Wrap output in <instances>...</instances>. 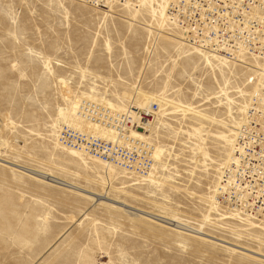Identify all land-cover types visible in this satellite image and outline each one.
<instances>
[{
  "label": "rangeland",
  "instance_id": "1",
  "mask_svg": "<svg viewBox=\"0 0 264 264\" xmlns=\"http://www.w3.org/2000/svg\"><path fill=\"white\" fill-rule=\"evenodd\" d=\"M138 19L158 25L146 12ZM170 33L180 41L154 44L144 26L73 0H0V264H264L193 233L264 253V231L215 221L210 199L260 61L208 64ZM61 79L74 97L154 98L153 138L166 152L153 172L160 183L132 186L114 174L106 188L101 165L84 166L57 145V108L67 105Z\"/></svg>",
  "mask_w": 264,
  "mask_h": 264
},
{
  "label": "built area",
  "instance_id": "2",
  "mask_svg": "<svg viewBox=\"0 0 264 264\" xmlns=\"http://www.w3.org/2000/svg\"><path fill=\"white\" fill-rule=\"evenodd\" d=\"M104 8L109 3L128 0H85ZM169 17L186 31L188 40L203 50L228 52L241 50L264 58V0H173ZM159 106L152 113L139 112V118L116 113L92 101H82L76 116L97 130L82 131L68 125L58 139L67 149L83 152L104 164L136 170L147 175L154 164L152 146L131 133H145ZM153 115V116H152ZM107 128H112L113 131ZM109 131L116 139H106L99 131ZM219 201L243 216L264 219V88L252 96L247 115L237 133L231 164L225 171ZM246 217V216H245Z\"/></svg>",
  "mask_w": 264,
  "mask_h": 264
},
{
  "label": "bare ground",
  "instance_id": "3",
  "mask_svg": "<svg viewBox=\"0 0 264 264\" xmlns=\"http://www.w3.org/2000/svg\"><path fill=\"white\" fill-rule=\"evenodd\" d=\"M73 1L80 2V4L82 3V5L87 6L89 8L92 7L96 11H100V12L106 14L107 16H111V17L114 16L115 18H119V19L124 20L126 22H131L134 25L144 26L146 28V30L149 31L150 34H152V35L154 34V36H155V43L154 44H157V38H159V37H166L168 39L180 41L179 38L174 37L173 34L170 32L178 34L182 39V41H181L183 43L182 46H187L189 49H192L195 53H197L198 55H200L201 57L206 59L208 64H210L211 62L212 63L218 62L220 65H224V64H227L230 62H235V61H239V62L241 61L243 63V62H245V60H243L242 57H244V56L246 57V55L251 56L254 60L260 61V62L254 61L256 63L254 65L257 66L254 68L255 69L254 71H256L258 73V76L256 77V83L254 84L255 88L252 91V93H250V95L248 97V104H247V107L245 110V116H244L243 120L241 121V123L238 125V127L234 130V132L232 134V137L230 139V144H229V153H228L227 161H226L225 165H223L224 168H223L222 174L220 175V178H219L220 182L214 188V190H212V192H210V199L212 202L211 211H213V209H214V215H216L218 217V218L214 219L215 221L226 222L227 220H234V221H238L240 223L247 224L246 226L249 227L251 230L259 229V230L264 231V227H263L264 226V219H260V220L252 219V218L248 217L247 215H245L246 216L245 217L240 212H238V210L226 207L219 201V198L222 195L221 188H222V183H223V177H224L225 171L228 170V168L230 167V164H231V159H232V154H233V149H234V143L236 140L237 133H238V131H239L246 115H247L249 104L251 102L253 94L255 93V91L259 87L264 88V58H261L255 54H252V53L245 51V50H241L239 52H234L233 54H229L228 52H225V51L218 53V52L203 50L199 46L190 42L188 40L187 35H185L186 34L185 29L180 24H178L176 21H172L169 17L168 11H169V8H170L173 0H128L124 3L115 1L113 3H109L104 8H98V7L91 6L85 0H73ZM115 6H121L123 11L126 10V12H128L129 17L125 18V17L119 16L118 14L116 15V13H118V11H116L115 9L119 8V7H115ZM131 11H134V13ZM143 12H146L150 17H152L154 22L156 21L158 25H155V23H152V24L151 23H144V24H142L138 19V14L139 13L142 14ZM173 25H174V27L176 26L180 31H175L176 28L174 29ZM260 66H263V67H260ZM60 83H61V88H62V96L64 98V102H66L67 105L57 108L58 117H59V125L56 127V129L58 128L57 130H59V131H60V129H62V127L64 125H68V126H71L73 128H76V129H79L82 131H89V129L97 130V127L92 126V125L90 126V125L84 123L83 121H81L76 116V110L79 106V103L84 101V100L85 101H92V102H95L97 104L103 105L107 108H110L111 110H113L116 113L131 115L135 119L139 118V112H146L148 114L152 113V105H154V103H155L154 98L139 100L136 93H130V92H124L120 96V100L127 102L128 105H125V104L119 105V104L114 103L111 100H108L106 98H98L92 94H84L82 97H79V96L74 97L72 88L68 85V83L64 79H61ZM136 88L138 90L140 88V86H137ZM227 92H228L227 89H223L221 92L222 96H226ZM185 108L190 109L189 107H185ZM159 111H160V105H159ZM159 111L156 114H154L153 122L150 125V127L146 128L145 133H138V132L131 133V138H133V139L137 138V139L144 140V141L148 142L153 148L152 158L154 159V164H153L151 171L147 175H140L137 173L136 170H133L134 172L127 171L123 168H120V166H117V165L101 163V162L96 161V160L92 159L91 157L85 155L83 152L64 148L60 144V142H58L57 145L59 146V144H60L62 150L66 151L67 153H69L73 157H77L82 162V164L84 166L93 165V164L101 165L103 173L102 174L99 173V176L102 179V184L106 188H114V184H115L114 183V177H115L114 174L118 175V178L120 177V179H122V180H127L128 182H131L132 186L133 185L148 186L149 183H151V182L152 183H155V182L160 183V176H157L155 173H153V172H157V169L155 166L156 162L160 163L166 154V152L163 149L158 147L156 140L153 138V136H155L153 133L154 132L153 131L154 126H155V120H156V116L159 113ZM107 129L110 131H113L112 128H107ZM150 131H152V134L150 133ZM99 135H101L103 138H106V139H111V140L116 139L115 134H113L109 131H105V130L99 131ZM146 135H149V136L152 135V139H149ZM218 139L226 140L227 137L218 138ZM58 141H59V139H58ZM23 171L31 172L30 174H36V176H38L39 178L46 180V176L42 173L37 172V171L33 172V170L29 171V169H24V168H23ZM96 196L99 197L100 199L110 201L107 197H104L103 194H96ZM100 202L102 204H105L111 208H114V209L120 210V211H125L126 207L129 208L128 205H124L123 203H118V204H123L124 207H122L121 205L119 206V205H115V204H111V203H106L104 201H100ZM141 213H143V212L141 211ZM211 213L212 212H210V214ZM139 215H142V214H139ZM143 215L147 216L148 214L144 212ZM157 217H159V216H157ZM161 218L167 219L164 217H161ZM167 220H169V219H167ZM203 222L206 224L214 225V224H212L211 219L208 217V215L204 217ZM255 223H257L258 225H256ZM177 224L178 225H176V226H178V228H182L183 230H191V232L194 231L191 228H189V227H187V226H185L179 222H177ZM244 231H247V230L245 229ZM193 233H195L197 235H202V236L207 237V238L215 239V241H217L221 244H224L228 247L232 246L233 249H235V250L243 251L245 253L252 254L253 256L258 257L259 259H264V253H260V252L250 250L248 248H244V247L236 245V244L229 243V242H227L221 238L207 235L202 231H196V232L194 231ZM255 242H260V241L255 240Z\"/></svg>",
  "mask_w": 264,
  "mask_h": 264
}]
</instances>
